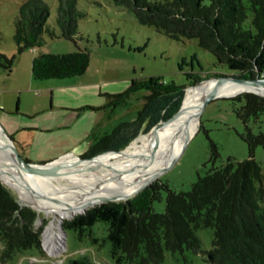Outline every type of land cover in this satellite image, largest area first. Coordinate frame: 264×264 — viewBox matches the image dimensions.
Masks as SVG:
<instances>
[{"label": "trees", "instance_id": "1", "mask_svg": "<svg viewBox=\"0 0 264 264\" xmlns=\"http://www.w3.org/2000/svg\"><path fill=\"white\" fill-rule=\"evenodd\" d=\"M109 1L129 10L138 24L153 26L172 39H196L218 65L234 71L237 77L264 79V0H247V4L242 0ZM77 4L78 0H56L55 27H51L47 24V3L25 0L12 17L10 41L16 52L40 47L45 43L44 36L61 38L75 46L80 40L89 42L78 32V21L87 14ZM4 41L0 34V44ZM89 52L86 45L70 53L37 55L31 62V76L48 80L82 75L89 65ZM14 58L0 54V68L8 72ZM184 90L185 86L165 82L160 76L131 79L125 90L108 96V105L114 108L125 104L142 92L143 103L136 118L120 122L110 133L95 138L80 157L112 159L141 132L172 118L183 105ZM229 99L244 126L240 137L248 148L247 159L235 163L228 159L226 164L212 167L198 177L190 191L167 189L162 213L153 211L152 203L160 199L159 191L165 186L154 183L125 202H104L89 208L65 221L63 228L80 241L84 235H93L96 222L106 224L102 242L108 244L114 264H160L165 250L201 252L200 228L213 229L212 247L206 251L209 264H264V172L253 157L254 149L264 146V132L254 134L248 126L264 112V97L243 92ZM85 108L95 109H81ZM210 147L214 160L217 148L213 143ZM35 218V212L19 205L0 181V240L4 245L0 259L13 260L17 253L31 249L42 253L40 229L34 231L32 226ZM97 239L92 236L91 242ZM64 264L92 262L86 255H78Z\"/></svg>", "mask_w": 264, "mask_h": 264}, {"label": "rangeland", "instance_id": "2", "mask_svg": "<svg viewBox=\"0 0 264 264\" xmlns=\"http://www.w3.org/2000/svg\"><path fill=\"white\" fill-rule=\"evenodd\" d=\"M24 1L0 0V32L5 40L4 45H0V54L4 53L7 57L15 55L10 70L4 71L2 75L7 79V89H20L19 92L7 91L0 94V103L2 102L5 107L11 109L12 113L15 110L16 102H18V112L21 117L19 115L15 117L20 118L22 123L27 125H34L38 121L52 117L75 119L77 112L55 107L49 108L50 90L48 85L68 83L89 85V106L95 109L89 110V132L80 142H71L69 151L72 153L71 155L80 156L87 147L94 143L95 138L110 133L113 127L120 122L132 121L136 118V113L141 109L143 103L142 92L133 95L125 104L114 108L108 105V96L125 90L131 79L139 81L160 76L165 82H173L186 88L200 78L194 85L206 82L208 79L218 78L215 76L216 74L226 75L225 77L236 76L234 71L218 65L210 53L197 45L196 39L183 37L172 39L153 26L140 25L129 10L123 6H116L109 0H78V9L87 14L84 18L79 19L78 32L89 42L80 40L75 46L61 38L50 39L44 36L45 43L40 47L18 54L16 47L10 41L14 31L12 17ZM43 1L50 9L47 24L55 27L56 0ZM242 2L247 4V0H242ZM86 45H89L90 51L89 65L83 75L65 80L35 81L32 79L31 62L35 56L70 53L77 47ZM237 95L239 94L213 98L204 105L198 127L186 142L177 159L158 178H153L149 182L151 185L162 183L165 186L159 191L160 199L152 203L153 211L164 212L167 189L174 192L190 191L198 177L204 176L212 167L224 165L228 159L235 163L248 158L247 145L240 137V134L244 132V126L236 116L232 100L229 99ZM8 120L9 117H4L0 112V126L9 136L4 124V122L8 124ZM161 123L163 122L158 123L155 128L159 127ZM248 126L254 134L264 132V112L260 114L257 121L249 122ZM142 134L144 133L141 132L138 136ZM132 142L128 146H131ZM211 143L215 144L218 153V157L214 160L210 158ZM64 149L62 150L65 151ZM17 151L23 158L30 159L21 154L18 148ZM120 152L115 154L112 159ZM66 157H62L54 163L61 162ZM98 157L107 160L105 156ZM253 157L264 172V146H257L254 149ZM0 181L7 187L19 205L28 207L35 212L36 218L32 226L34 231L40 229L42 250V253L32 249L26 250L17 253L13 260L0 259V264H64L68 259L78 255H86L92 264H114L108 254V244L102 242V238L107 233L106 224L96 222L92 227L93 235L89 237L84 235L80 241H77L71 231H66L63 228L62 225L65 221L72 220L75 216L83 214L84 211L58 222L54 231L59 236L60 250L55 254H50L45 247L43 234L46 227L55 221V215L47 211H37L34 207L21 203L16 192L4 180L0 179ZM261 184L264 191V178ZM123 201L116 200L115 202ZM104 202L102 201V203ZM102 203L100 202V204ZM100 204L96 203L94 206ZM94 206H88L85 210ZM197 234L201 241V252L193 253L186 248L176 252L165 250L160 264H209L206 251L212 247L213 229L200 228L197 230ZM92 236L98 237L97 242H91ZM3 249L4 245L0 240V256Z\"/></svg>", "mask_w": 264, "mask_h": 264}, {"label": "bare ground", "instance_id": "3", "mask_svg": "<svg viewBox=\"0 0 264 264\" xmlns=\"http://www.w3.org/2000/svg\"><path fill=\"white\" fill-rule=\"evenodd\" d=\"M261 87L228 80L208 79L188 86L180 110L169 120L138 136L111 160H81L65 155L61 162L23 170L15 154L0 134V179L18 195L21 203L37 211L55 215L43 237L50 254L60 250L54 228L64 218L84 211L88 206L105 200H126L148 184L174 159L186 138L198 127V114L205 97L214 92L218 97L252 91L264 95ZM74 156V157H73Z\"/></svg>", "mask_w": 264, "mask_h": 264}, {"label": "crops", "instance_id": "4", "mask_svg": "<svg viewBox=\"0 0 264 264\" xmlns=\"http://www.w3.org/2000/svg\"><path fill=\"white\" fill-rule=\"evenodd\" d=\"M0 34L2 35L1 32ZM34 49L35 48L29 50L31 51ZM4 71L5 70L0 68V94L7 91L19 92L20 89L18 88L7 89V79L2 75ZM32 79L35 80L33 77ZM48 87L50 90L48 99L49 108L55 107L77 112L75 119L52 117L50 119L38 121L34 125H27L22 123L20 118L18 119L15 117L17 115L21 117L18 112V102H16L15 110L12 113L10 112L11 109L5 107L2 102L0 103V112L3 113L4 117H9L8 124L5 122L4 124L16 149L18 148L21 154L30 158L29 160L33 163L49 162L65 154H72L69 153L71 150V142H80L85 134L89 132V110H93L87 108L81 109L85 106H89V85L68 83L49 84ZM63 148H65V151L62 150Z\"/></svg>", "mask_w": 264, "mask_h": 264}, {"label": "water", "instance_id": "5", "mask_svg": "<svg viewBox=\"0 0 264 264\" xmlns=\"http://www.w3.org/2000/svg\"><path fill=\"white\" fill-rule=\"evenodd\" d=\"M213 80H216V81H223V80H228L230 82H240V83H243V84H246V85H251V86H255V87H261V82L264 81V79H261V78H248V79H243V78H239L237 76H229V77H218V78H214ZM189 86H193V85H189ZM185 91V90H184ZM245 92H250V93H254V94H257L259 96H262L264 97V95L262 94H259V93H256V92H252V91H245ZM241 94V93H240ZM218 96L212 92L211 94H209L207 97H205L201 103V109L199 111V114H198V122H199V118H200V114H201V111L204 107V105L211 99L213 98H217ZM181 107V106H180ZM180 110V108H179ZM178 110V111H179ZM177 111V112H178ZM0 134L2 136V138L6 141L5 143L11 148V151L15 154V158H16V162L18 163V166L23 169V170H30L32 167H35V166H44V165H47V164H50L52 162H54L55 160L59 159V158H56L55 160H51L49 162H45V163H33L31 161H26L17 151L12 139L10 138V136L6 135L4 129L0 126ZM189 138H186L182 144V146L180 147L179 151L177 152V154L175 155L174 159L170 162V164H172L176 159L177 157L179 156V154L181 153L183 147L185 146L186 142L188 141ZM65 155H68V154H65ZM63 155V156H65ZM74 155V154H73ZM76 156V155H75ZM62 157V156H61ZM77 158L81 159V160H89L91 158H82L80 156H76ZM96 157V156H95ZM168 164L160 173H158L156 175L155 178H158L162 172L170 165ZM151 184L148 183L146 184L143 188H141L136 194H134L133 196L129 197V198H133L135 195H137L140 191H142L143 189H145L146 187L150 186ZM126 199L124 200L123 202L129 200ZM108 202H115L116 200H107ZM104 202V201H103ZM102 203V202H101ZM100 204V203H98ZM94 206V205H93ZM86 210H84L85 212ZM83 212V213H84ZM64 232V231H63ZM65 233V232H64Z\"/></svg>", "mask_w": 264, "mask_h": 264}]
</instances>
